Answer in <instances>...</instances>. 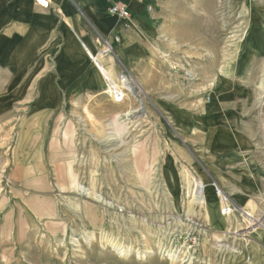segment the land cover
Listing matches in <instances>:
<instances>
[{
    "label": "rangeland",
    "instance_id": "rangeland-1",
    "mask_svg": "<svg viewBox=\"0 0 264 264\" xmlns=\"http://www.w3.org/2000/svg\"><path fill=\"white\" fill-rule=\"evenodd\" d=\"M261 2L153 0L147 7L157 35L140 39L148 53L130 65L112 52L133 94L117 102L104 82L106 89L61 102L44 123L40 164L29 181L23 180L26 166L16 163L31 149L14 150L21 116L13 122L0 116V264H240L248 247L240 233L252 221L239 210L221 214L215 186L232 201L230 175L217 179L216 159L204 147L230 140V124L251 127L253 151L264 161V102L258 101L264 67L250 71L264 66V58L252 64L253 56L243 52L248 15L262 9ZM230 88L250 96L236 101L241 107L231 117L214 103ZM14 112L30 111L21 105ZM67 126L74 130L69 140L61 134ZM97 130L107 141L95 136ZM214 132L225 138L213 139ZM67 165L91 188L88 195L57 189L58 172ZM203 183L214 189L217 209L205 210ZM42 199L53 205L52 216L39 218L33 210ZM233 216L239 221L230 227ZM212 220L229 224L213 228ZM103 237L130 247V256H119ZM145 250L153 253L137 256Z\"/></svg>",
    "mask_w": 264,
    "mask_h": 264
},
{
    "label": "crops",
    "instance_id": "crops-1",
    "mask_svg": "<svg viewBox=\"0 0 264 264\" xmlns=\"http://www.w3.org/2000/svg\"><path fill=\"white\" fill-rule=\"evenodd\" d=\"M112 1L127 5L130 17L118 19L110 15L109 0H48L47 7L39 6L35 0H0V116L11 118L12 122L13 118L21 116L19 121L17 119L14 150L31 149L22 151V158L17 156L16 164L26 166L24 181L33 178V167L40 164L38 149L43 144L44 123L52 111L61 102L74 100L80 94L106 89L107 74L102 67L108 68L112 80H117L119 74L112 52L132 65L148 53L140 39L157 35V21L147 7L153 0ZM261 3L262 9L248 15L246 22L243 52L253 56L252 64L264 58V2ZM100 38L110 46L113 62L102 52ZM114 43H118L116 52ZM97 52L103 54L98 60L100 67L89 55ZM262 67L254 65L250 71L262 73ZM230 90L228 96L214 103L221 108L217 112H229L231 117L241 107L236 101L250 100V96L233 88ZM21 105L30 112H14ZM234 128L230 124V140L206 144L204 148L216 159L217 179L230 175L232 201L244 212L262 214L263 226L246 228L240 233L247 237L248 247L237 263L264 264V161L253 151L247 135L254 133L253 128ZM73 131L65 127L61 132L63 139H71ZM220 136L224 137L214 132L212 137L219 139ZM16 169L13 175H17ZM79 185L71 165L66 166L65 173L58 172L56 187L60 192L80 195ZM202 187L205 210L217 209L214 189L210 190L208 183H203ZM33 205L39 218L54 214L50 201L42 199ZM213 221H210L213 228H226L229 224L228 220L224 225ZM235 221L239 220L230 217V227ZM59 225L62 226L59 231L64 232V223Z\"/></svg>",
    "mask_w": 264,
    "mask_h": 264
},
{
    "label": "bare ground",
    "instance_id": "bare-ground-1",
    "mask_svg": "<svg viewBox=\"0 0 264 264\" xmlns=\"http://www.w3.org/2000/svg\"><path fill=\"white\" fill-rule=\"evenodd\" d=\"M111 52V48H110V46L109 47H105V48H102V52ZM102 52H97L96 54H92V53H89V55H90V57H91V59L93 60V59H96L97 60V62L99 63V67H100V62L98 61V60H101V58L103 57V54H102ZM88 53V52H87ZM111 54V53H110ZM215 62H216V59L214 58V59H211V64H215ZM108 69V68H107ZM105 67H102V70H103V72L105 73V74H107V76L109 77V76H111V73H110V71L109 70H107ZM221 72V71H220ZM109 74V75H108ZM110 79H111V77H109ZM127 78V77H126ZM217 78V77H216ZM219 79V78H218ZM220 79H221V77H220ZM113 82V84L116 86V87H118V88H121V91H122V93H123V97L125 96L124 94H128V93H130V94H133V92H134V89H133V87H132V85H131V83H130V81H129V79L127 78L126 79V82L130 85V90H128V89H126L124 86H121L120 84L122 83V82H115V80H112ZM225 84V83H224ZM106 85H107V87L109 88L108 90L109 91H111V87H110V85L106 82ZM212 86V85H211ZM222 87V86H221ZM263 88V90H262V92L259 94V97H258V101H259V105H262L263 104V100H264V86L262 87ZM220 89V88H219ZM130 91V92H129ZM223 91V90H222ZM213 96V95H212ZM125 98V97H124ZM113 99V98H112ZM137 110L135 109V110H128V112H127V114L125 113V116L126 117H128V116H131L132 115V113H134V112H136ZM95 136L96 137H98L99 139H100V141H102V143H103V141L105 142V141H107V139L105 138V135L103 134V132H102V130H97L96 132H95ZM114 139V138H113ZM108 143H109V141H108ZM95 176V175H94ZM167 180V179H166ZM168 184V183H167ZM79 188H80V194L82 195V194H86V195H88L89 193H90V191H91V188L90 187H85V186H83V185H79ZM100 196V195H99ZM177 197V196H176ZM102 198V197H101ZM100 198V199H101ZM223 200H224V198H223ZM241 214L243 215V214H245V218H247V219H250V220H254L256 217H253L252 215H250L249 213H247V212H241ZM259 221L261 220V219H258ZM102 231V230H101ZM104 233V232H103ZM106 233V232H105ZM109 234V233H108ZM92 236H93V234H91ZM104 236H105V234H104ZM100 237V236H99ZM91 238V237H90ZM92 239V238H91ZM115 239V238H114ZM73 240H75V239H73ZM102 240V239H101ZM92 241H93V239H92ZM98 241H100V239L98 240ZM78 242V241H77ZM75 244V243H74ZM103 244H106V245H109L113 250H115L116 251V253L119 255V256H123V257H128V256H130V254H131V248L130 247H127V246H125V245H123L122 243H120V242H117V241H112L111 239H107V238H104L103 237ZM78 246V245H77ZM231 250L233 249V248H230ZM114 251V252H115ZM233 251V250H232ZM236 251V250H235ZM170 252V251H169ZM142 253H147V254H152L153 252L151 251V250H145V251H141L140 253H137V256L138 257H144L145 255H143ZM170 255V254H169Z\"/></svg>",
    "mask_w": 264,
    "mask_h": 264
},
{
    "label": "built area",
    "instance_id": "built-area-1",
    "mask_svg": "<svg viewBox=\"0 0 264 264\" xmlns=\"http://www.w3.org/2000/svg\"><path fill=\"white\" fill-rule=\"evenodd\" d=\"M110 4L107 8V11L110 15H113L115 17H117L118 19H128L130 17V13L128 11V7L127 5L120 3V2H114L112 0H109ZM36 4H38L39 6L42 7H47L48 6V0H35ZM103 44H105V47H109V45L107 44V41L102 39ZM104 53H108L107 51ZM95 64L98 65V62L96 59H93ZM106 77V82L110 85L111 87V91L108 90L109 95L111 96V98H113V100L120 102L124 99L123 97V93L121 91V88L116 87L112 82V79H110L108 76ZM123 77H126L123 72H121L119 74V79H122ZM118 81V80H117ZM216 189V195L218 196V198L220 199V201L222 200V198H224V200H222L221 203V208H220V212L222 215L227 216V215H231L233 214L236 210H239L240 212H244L241 208H237L236 205H234V203L232 201H230L226 196L223 195L222 191L215 186ZM258 219H261L258 218ZM258 219H254L251 220L252 224L251 226H249L250 228L256 227V226H261L262 225V219L259 221ZM250 220V219H249Z\"/></svg>",
    "mask_w": 264,
    "mask_h": 264
}]
</instances>
